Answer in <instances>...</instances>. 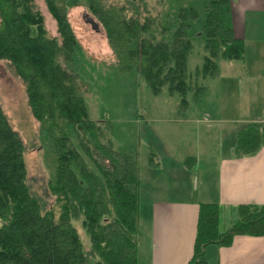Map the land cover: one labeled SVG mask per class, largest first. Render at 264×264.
I'll return each mask as SVG.
<instances>
[{
	"label": "trees",
	"instance_id": "obj_1",
	"mask_svg": "<svg viewBox=\"0 0 264 264\" xmlns=\"http://www.w3.org/2000/svg\"><path fill=\"white\" fill-rule=\"evenodd\" d=\"M43 1L57 36L48 35L35 0H0V59L9 61L23 81L37 121L81 125L89 141L78 140V147L68 137L55 142V176L47 193L53 200L47 205L48 199L36 197L29 186L26 148L0 107V264H138V164L113 150L111 126L87 119L74 73L79 44L68 20V0ZM87 2L121 67L136 71L153 95L166 90L182 106H187L189 93L199 97L202 88L186 80L197 10L181 6L173 16V29L164 28L156 38L147 35L150 25L138 16L133 2ZM202 14L199 36L208 53L203 75L218 72L217 59L242 62L244 43L232 36L229 0L206 3ZM246 129L235 140L236 155L264 144V125ZM155 157L151 149L150 165H157ZM218 218L217 205L199 206L188 264H208L206 248L226 247L237 235L264 236V206H242L237 222L225 232Z\"/></svg>",
	"mask_w": 264,
	"mask_h": 264
},
{
	"label": "crops",
	"instance_id": "obj_2",
	"mask_svg": "<svg viewBox=\"0 0 264 264\" xmlns=\"http://www.w3.org/2000/svg\"><path fill=\"white\" fill-rule=\"evenodd\" d=\"M229 6L232 36L244 43V54H264V0H229ZM234 63H240V73L222 74L220 67L215 74L214 80L226 85L218 87L217 96L210 94V85L202 86L199 105L211 96L218 104L208 111L209 103L200 108L203 119L195 122L200 127L192 128L177 144L175 135L161 130L164 150L154 149L157 165H150L148 158L142 165L137 162L141 189L138 264H188L194 254L201 204L218 206L221 232L237 222L242 206H264V144L246 154L234 153L235 140L246 128L264 125V61H246L245 57ZM225 94L235 103L232 112L222 102ZM243 95L246 101H255L257 113H249L250 108L241 103ZM177 111L176 115L195 113L189 107ZM188 149L190 156L178 157V150ZM169 175L177 182H169ZM188 175L196 177V189L190 195L184 187ZM205 259L208 264H264V236L237 235L226 247L206 248Z\"/></svg>",
	"mask_w": 264,
	"mask_h": 264
},
{
	"label": "rangeland",
	"instance_id": "obj_3",
	"mask_svg": "<svg viewBox=\"0 0 264 264\" xmlns=\"http://www.w3.org/2000/svg\"><path fill=\"white\" fill-rule=\"evenodd\" d=\"M35 2L44 17L47 33L49 36H57L55 22L44 1L35 0ZM110 2L113 4L133 2L138 7V16L142 21L146 19L150 25L151 32L147 35L149 37L155 35L156 38L161 37L160 33L163 32L164 28L173 29L171 28V22L174 24L173 16L181 6L193 7L197 10L199 16L192 25L191 32L195 36L192 39L193 48L187 60L188 78L186 80L194 88L199 85L204 87V83L208 87L210 85L212 88L210 94L213 93L217 96L218 87H222L224 84L220 80H214L215 74L218 72H215L214 75H203L202 67L208 53L203 49V38L198 36L204 18L202 5H206V2L210 1L107 0V3L110 4ZM87 6V0H68L66 2L68 20L79 44V48L74 52V73L86 104L87 119L100 123L102 126H111L113 150L126 154L130 159L142 165L147 159L150 148L154 153L155 150L157 152L164 150L163 139L160 137L161 130H167L170 134L175 135L174 142L177 144L183 135H187L192 128L200 127L199 124L195 123L196 120L202 121L203 119L202 114L199 115L198 113L200 108L209 103L210 107L206 108L208 111V108H214L218 101L214 96H211L206 99V102L199 105L198 101L202 98L200 97L203 95L202 91L200 95L198 94L199 97H196L197 94L194 92L189 93L187 106L180 105V98L177 95H174L173 98L168 97L169 94L166 90L158 96L153 95L136 71L125 70L121 67L123 62L117 57L116 52L106 40L102 29L100 28V32L96 33L89 24L85 23L83 15L85 13L90 15ZM263 55L245 53L246 61H264ZM216 63L218 71L221 67L220 72L222 74L226 71L230 73L241 72L240 63L219 59L216 60ZM233 64H235L234 68ZM229 76L233 75L230 74ZM229 82L232 83V81ZM246 84L248 85V83ZM223 87L225 88L226 85ZM222 102L232 112L235 103L227 94L224 95ZM241 103L250 108L249 113L258 112L254 111L255 101H246L244 95L241 98ZM248 103H252L253 106L249 107ZM0 107L12 128L18 132L26 148L24 161L31 190L36 197L42 200L48 199L47 205L50 204L53 199L47 193L48 184L53 181L55 176V142L62 137H68L78 147V140L89 141L88 134L81 125L73 126L68 121L62 123H40L37 121L30 111L23 81L17 76L11 63L3 59H0ZM188 107L193 109L195 113L186 112V114L176 115L177 110ZM254 126L252 125L251 129L254 130ZM196 137L194 136V138ZM201 138L200 133L199 141ZM212 139L215 140L216 137L213 136ZM177 154L179 158H185L190 156V150H178ZM86 161L89 166H92L88 159ZM103 161L107 163L106 159ZM201 161L203 162V158ZM195 178L188 175L184 182V187L188 189L189 195L191 190L194 192L196 189ZM168 181L177 182L170 175ZM80 231L83 233L82 230ZM83 241L86 245L87 240L84 239Z\"/></svg>",
	"mask_w": 264,
	"mask_h": 264
},
{
	"label": "water",
	"instance_id": "obj_4",
	"mask_svg": "<svg viewBox=\"0 0 264 264\" xmlns=\"http://www.w3.org/2000/svg\"><path fill=\"white\" fill-rule=\"evenodd\" d=\"M83 18L85 20V23L86 24H89V26L91 27V29L94 31V32H99L100 31V28H99V25L95 22V20L90 17L88 14H84L83 15Z\"/></svg>",
	"mask_w": 264,
	"mask_h": 264
},
{
	"label": "flooded vegetation",
	"instance_id": "obj_5",
	"mask_svg": "<svg viewBox=\"0 0 264 264\" xmlns=\"http://www.w3.org/2000/svg\"><path fill=\"white\" fill-rule=\"evenodd\" d=\"M89 15V14H88ZM90 17H92L91 15H89ZM94 19V18H93ZM95 20V19H94ZM96 22V21H95ZM98 24V23H97ZM100 27V26H99ZM103 32V31H102ZM49 35V34H48ZM76 36V35H75ZM77 39V38H76Z\"/></svg>",
	"mask_w": 264,
	"mask_h": 264
}]
</instances>
